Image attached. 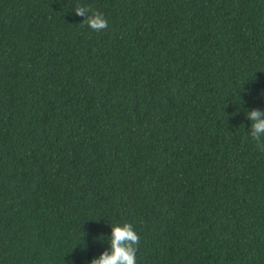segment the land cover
Listing matches in <instances>:
<instances>
[{"label":"trees","instance_id":"1","mask_svg":"<svg viewBox=\"0 0 264 264\" xmlns=\"http://www.w3.org/2000/svg\"><path fill=\"white\" fill-rule=\"evenodd\" d=\"M256 109L264 0H0V264H264Z\"/></svg>","mask_w":264,"mask_h":264},{"label":"clouds","instance_id":"2","mask_svg":"<svg viewBox=\"0 0 264 264\" xmlns=\"http://www.w3.org/2000/svg\"><path fill=\"white\" fill-rule=\"evenodd\" d=\"M75 13L84 17L83 23L96 32L103 31L108 27V21L104 15L99 11L92 10L90 7L76 6ZM262 117H264V111L259 109L251 110L247 114V119L252 121L250 135L256 141L258 150L264 152V118ZM109 241L111 252H104L100 258L93 259L91 264H136V252L140 236L134 230L132 224L125 223L123 226H112Z\"/></svg>","mask_w":264,"mask_h":264}]
</instances>
